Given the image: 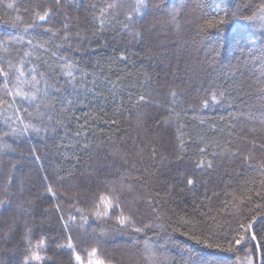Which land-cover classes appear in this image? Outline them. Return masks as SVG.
Segmentation results:
<instances>
[{
    "label": "trees",
    "instance_id": "1",
    "mask_svg": "<svg viewBox=\"0 0 264 264\" xmlns=\"http://www.w3.org/2000/svg\"><path fill=\"white\" fill-rule=\"evenodd\" d=\"M133 5L0 0V65L14 66V83L23 61L42 89V102L13 100L0 76V264H23L29 228L44 264H79L92 248L106 264H264V216L227 247L238 219L264 212V29L246 19L264 15V0H149L143 15ZM113 187L129 224L120 208L94 215ZM69 237L74 251L60 247Z\"/></svg>",
    "mask_w": 264,
    "mask_h": 264
},
{
    "label": "snow or ice",
    "instance_id": "2",
    "mask_svg": "<svg viewBox=\"0 0 264 264\" xmlns=\"http://www.w3.org/2000/svg\"><path fill=\"white\" fill-rule=\"evenodd\" d=\"M54 4L56 5L57 9L62 8V0H53ZM67 3L72 4L74 0H66ZM117 5L115 3H109L106 5V8H101V15L104 14L105 11L108 9H113ZM8 8H12L13 4L9 3L7 5ZM95 7V5H93ZM149 7V0H134V5H133V11L136 13H140L143 15L144 13L141 11L142 9H147ZM264 11V9H262ZM53 10L51 8H47L43 11L41 14L40 12L36 13L37 19L39 21H47L51 15H53ZM129 20L132 19V15L129 14L127 17ZM264 18V17H262ZM248 20H253L255 17H246ZM101 24L104 23L103 20L100 21ZM228 23L226 18H220L216 20H208L206 24L203 26L205 28H220ZM125 27H128L125 25ZM47 31L52 32L53 35H56L55 32L52 31V29H47ZM29 44L32 43V41L28 42ZM43 47V45H41ZM25 55H30V53H25ZM65 67L71 68V64H66ZM14 68L13 65L9 64L8 65V70H5V68L0 65V76L4 77V87H5V93L8 96H11L13 100H15L16 97H20L23 100H26L28 102H36L40 101L42 102V97H41V92L42 89L40 88V80L37 79V76L35 74V69L30 70L28 73H25L24 68H23V61H21V65L19 67H15V77H14V83L11 79L12 76V69ZM43 75V74H41ZM68 75H72L71 71L68 72ZM9 84H12V87H9ZM46 84V82H45ZM47 85L45 87L44 91V96L46 97L47 91H46ZM171 95L175 97L176 93L172 92ZM145 98L143 96L140 97V101H143ZM213 100H216L215 94L212 96ZM204 105L207 106V101L205 100ZM37 108H39V103H37ZM29 127L34 128L36 131H40L39 128H35V125H25L24 130H27ZM181 147H183V143H181ZM261 147H264V145H261ZM251 157L249 156V159ZM199 166L203 167L204 164L200 163ZM207 167H212V162L208 161L207 162ZM264 167V165H262ZM189 184H193V180H188L187 181ZM260 184L262 188H264V180L260 181ZM48 192L52 194V196H55L56 193L53 191L52 187H48ZM111 194L110 195H101L99 199V203L94 205L95 207V212L94 215L97 218H102L108 216L109 212L112 210L113 207L120 208L119 203H113V200L118 201L119 197L117 194V189L115 187L111 188L110 190ZM257 196L261 195L259 191L255 193ZM252 196L248 195L246 197H241L240 198V204H243L246 200H251ZM10 202L8 201L7 198L0 200V210H3ZM227 203V202H225ZM101 207L104 208L103 211H101ZM233 207L236 208V212L239 213L240 208L238 205H233ZM257 208L264 207V205L257 204ZM56 208H59V205H56ZM78 212L81 213V219L86 223L87 222V215L84 214L83 209H77ZM123 209L120 208V216L117 218L118 223L120 225H126L131 223V217H126L123 215ZM264 216V212L259 213L258 215H252L250 217L246 216L243 217L242 219L237 220V228H236V236L232 237V241L228 244V250H235L233 248V244L239 245L241 242L245 239L246 235L249 233V231L253 228V225L256 223L257 219L260 217ZM69 221H75L76 217L75 216H70ZM190 223V221H188ZM69 224L66 221L65 222V227H68ZM147 227V225H146ZM9 230H12V226L9 225ZM142 229L137 228L136 231H141ZM31 233V229H27L25 233V239L28 242V247L26 249L27 255L24 259L23 264H30V262H36V264H44L45 257L41 255L42 250H46V242L45 240L41 239L37 243L33 244L31 239L29 238V234ZM252 239H256L255 234H252ZM193 239H199L198 237H193ZM202 243H205L207 247L209 248H221L222 245L220 243H208L207 240L201 241ZM60 247H67L69 249H72L73 251L75 250V245L71 242V237L68 238V243L66 245H60ZM97 248H92L91 252L88 253V264H105V261L103 259H100L97 257L98 253ZM76 261L79 262V264H84V261L82 260L81 256L77 254L75 256ZM243 264H253V260L251 257H245Z\"/></svg>",
    "mask_w": 264,
    "mask_h": 264
},
{
    "label": "rangeland",
    "instance_id": "3",
    "mask_svg": "<svg viewBox=\"0 0 264 264\" xmlns=\"http://www.w3.org/2000/svg\"><path fill=\"white\" fill-rule=\"evenodd\" d=\"M262 17H264V15H259L258 17H256L253 20V24H254V26H256L258 28H262V30H263L264 29V18H262ZM84 264H88V260L87 261H84Z\"/></svg>",
    "mask_w": 264,
    "mask_h": 264
}]
</instances>
